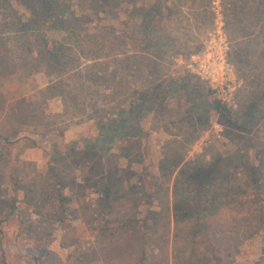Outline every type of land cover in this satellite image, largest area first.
<instances>
[{
	"label": "rangeland",
	"instance_id": "1",
	"mask_svg": "<svg viewBox=\"0 0 264 264\" xmlns=\"http://www.w3.org/2000/svg\"><path fill=\"white\" fill-rule=\"evenodd\" d=\"M193 7L205 12L183 11L169 57L129 45L120 83L112 67L88 85L94 62L32 75L13 49L0 68V264H264V0ZM130 227L145 256L100 255L106 231ZM167 227L169 246L152 249Z\"/></svg>",
	"mask_w": 264,
	"mask_h": 264
},
{
	"label": "trees",
	"instance_id": "2",
	"mask_svg": "<svg viewBox=\"0 0 264 264\" xmlns=\"http://www.w3.org/2000/svg\"><path fill=\"white\" fill-rule=\"evenodd\" d=\"M71 1L19 0L18 5L14 0H0V36L8 35L9 38L13 35V41L15 39L14 45L8 50L0 45V68H10L6 63L12 59L10 54L17 47L23 52H29L23 61V66L30 72L29 74L46 72L61 77L68 75L70 71L80 70L87 62H94L82 68L89 72L85 75L88 85L91 86L98 79L93 73L96 68L109 72L113 67L114 71L112 69L108 74L114 78V82L119 78L120 83L127 77L129 57L126 53L131 43H137L138 49L141 47L142 55H145L147 49H151L155 58H167L181 43L174 32L175 26L184 24L186 20L183 11L193 10L196 22L205 12L193 7V4L202 7V0H174L172 6L168 8L166 0H132L131 16L127 14L129 0H78L80 6L78 9L74 8ZM143 1L147 2L148 6L140 4ZM16 6L25 8L28 13L27 21L20 20L14 10ZM255 12L263 13V10ZM132 19L142 20L144 36L138 32L131 36L127 31ZM178 40L180 43L176 44ZM101 58L106 59L99 60ZM117 58H121L122 61ZM100 61L104 62L100 64ZM151 62L155 64V60ZM15 67L13 63L11 69ZM214 107L220 113H224L225 107L220 102H216ZM231 124L236 128L240 127L237 122ZM199 176L206 184L210 183L211 177L207 172ZM134 229L130 227L116 234L112 229L106 231L103 238L106 244L100 255L106 254L110 257L123 253L129 257L135 253L137 258L145 256L147 250L143 249V246H137L136 242L141 238L133 233ZM167 232L168 227L161 237L156 235V243L152 249L162 251L169 246L168 236H165ZM108 261L107 264H114L115 260L110 258Z\"/></svg>",
	"mask_w": 264,
	"mask_h": 264
}]
</instances>
